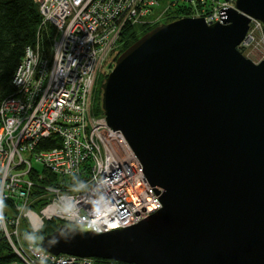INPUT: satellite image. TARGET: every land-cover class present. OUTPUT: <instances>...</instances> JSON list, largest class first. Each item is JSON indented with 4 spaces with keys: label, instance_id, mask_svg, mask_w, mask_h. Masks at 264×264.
I'll return each mask as SVG.
<instances>
[{
    "label": "water",
    "instance_id": "obj_1",
    "mask_svg": "<svg viewBox=\"0 0 264 264\" xmlns=\"http://www.w3.org/2000/svg\"><path fill=\"white\" fill-rule=\"evenodd\" d=\"M220 21L183 17L147 31L101 85V110L162 202L109 232L62 224L53 255L127 264H264V58L238 50L264 0Z\"/></svg>",
    "mask_w": 264,
    "mask_h": 264
},
{
    "label": "built area",
    "instance_id": "obj_2",
    "mask_svg": "<svg viewBox=\"0 0 264 264\" xmlns=\"http://www.w3.org/2000/svg\"><path fill=\"white\" fill-rule=\"evenodd\" d=\"M235 1L175 0L162 9L159 0H34L42 18L36 42L0 102V239L20 258L9 264H95L22 245L21 222L32 232L58 219L101 233L163 207L123 134L92 113L96 76L127 28L156 25L177 4L221 23L220 8L235 9ZM49 24L47 52L40 33ZM255 30L264 40L262 23L251 19L239 49L252 45ZM52 140L58 144L42 149Z\"/></svg>",
    "mask_w": 264,
    "mask_h": 264
},
{
    "label": "trees",
    "instance_id": "obj_3",
    "mask_svg": "<svg viewBox=\"0 0 264 264\" xmlns=\"http://www.w3.org/2000/svg\"><path fill=\"white\" fill-rule=\"evenodd\" d=\"M188 8L176 5L167 12V21H174L178 18L188 17ZM41 14L39 7L34 0H0V102L14 90L12 79L17 70L21 59L24 57L25 48L36 42L38 26L41 23ZM157 25V24H156ZM156 25L150 27L127 28L120 40L118 53L116 57L125 51L131 44L136 42L148 30L153 29ZM54 29L51 25H47L46 29L41 30V39L44 50L48 52ZM107 74L103 77H105ZM105 80H102V82ZM100 92L101 89L99 90ZM101 93L99 97V106L97 107L99 114L101 110ZM56 140H52L49 144H44L42 149H49L57 145ZM20 242L26 246L29 243L40 244L43 237L47 236L60 225V220H46L44 227L36 232H32L25 222H21ZM19 262L20 258L15 255L13 249L5 239H0V264H9ZM95 264H127L118 261H110L106 259H95Z\"/></svg>",
    "mask_w": 264,
    "mask_h": 264
},
{
    "label": "rangeland",
    "instance_id": "obj_4",
    "mask_svg": "<svg viewBox=\"0 0 264 264\" xmlns=\"http://www.w3.org/2000/svg\"><path fill=\"white\" fill-rule=\"evenodd\" d=\"M159 2L161 3L162 5V9L164 8V6L166 5V3H171L172 2H175V0H159ZM160 9H157V13L159 12ZM160 14V13H159ZM188 15L191 16V13L190 11H188ZM187 15V16H188ZM167 18L165 17L163 20H159L158 23H156L157 25H160V24H167ZM157 25L155 27H157ZM145 28V27H144ZM151 30V29H150ZM149 31V30H148ZM256 31V30H255ZM257 33V31H256ZM144 35V34H143ZM142 35V36H143ZM141 36V37H142ZM249 46V48H244V49H239L238 47V50L243 54L245 55L246 57L250 58V60H252L253 62H258L259 60L263 59L264 58V40L260 38L259 34L257 33V36L255 37L254 41L251 42ZM119 47L115 48L111 53L110 55L107 57V61H104V64L100 67V70L96 76V82L94 84V93H93V104H92V113H99L98 112V109L97 107L99 106V97H100V93L102 94V92H100L99 90L101 89V85L103 84L102 80L103 77L107 74H109L112 70V68L114 67L115 65V62L116 60L118 59L117 57L121 54H119L117 57H116V60H114L115 58V55L118 53V49ZM127 49V48H126ZM124 52V51H123ZM122 52V53H123ZM94 259V262H95V259L96 258H93Z\"/></svg>",
    "mask_w": 264,
    "mask_h": 264
}]
</instances>
